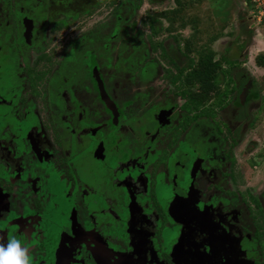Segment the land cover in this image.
I'll return each mask as SVG.
<instances>
[{
  "label": "flooded vegetation",
  "instance_id": "obj_1",
  "mask_svg": "<svg viewBox=\"0 0 264 264\" xmlns=\"http://www.w3.org/2000/svg\"><path fill=\"white\" fill-rule=\"evenodd\" d=\"M97 1L0 0V245L29 264H264L243 48L210 44L229 67L205 93L180 0L142 21V0Z\"/></svg>",
  "mask_w": 264,
  "mask_h": 264
},
{
  "label": "rangeland",
  "instance_id": "obj_2",
  "mask_svg": "<svg viewBox=\"0 0 264 264\" xmlns=\"http://www.w3.org/2000/svg\"><path fill=\"white\" fill-rule=\"evenodd\" d=\"M97 2H99V5L103 8L104 13L108 12L109 16L117 8L110 0H98ZM172 2L173 0H164L161 3L152 4L148 0H142L140 4V14H138L141 16L140 21H142V16H144L148 10L153 11V9H151L152 5L162 7L173 5L174 2ZM180 2L181 5L184 6V38H191V43L193 42L196 48L201 47L204 51H208L207 49L211 48L210 44L216 40L214 47L217 49L216 52L221 54L224 48L223 37H227L229 32L233 34L232 37H244L242 33L248 37L250 35V31H248V25L251 23L248 17L250 15L248 11L249 7H246V10L243 5L241 6V0H180ZM111 20L112 17H110L109 21ZM241 21L245 24L242 29L240 27ZM197 23H199L200 27ZM255 26L259 27L264 34L263 25L256 24ZM225 28L226 30H224ZM252 31H254L253 28ZM222 38L223 40L221 41ZM257 48L260 49V47ZM249 49L250 47L246 49L244 46L243 58L240 62L245 63V67L248 71H251L250 73L253 75L252 79L258 83L259 90L262 92L261 100H259L262 101L264 100V73L259 74L255 72L256 66L258 67V65L255 63V59H249L251 57V51ZM261 52L262 51L257 50L256 54L253 52V55L256 56ZM128 60L130 63H133L134 58ZM191 79H196V77H186L185 81L190 84ZM261 109H263L264 114V105H260L259 110ZM263 165L264 164L260 162L258 168L262 169L264 167Z\"/></svg>",
  "mask_w": 264,
  "mask_h": 264
},
{
  "label": "trees",
  "instance_id": "obj_3",
  "mask_svg": "<svg viewBox=\"0 0 264 264\" xmlns=\"http://www.w3.org/2000/svg\"><path fill=\"white\" fill-rule=\"evenodd\" d=\"M190 41L191 40H189L187 43V48L189 50L191 45V43H189ZM207 50L208 51L206 52H203L204 50L199 52V58L195 65H193L194 61L192 59H189L187 65L189 68L193 67L198 70V75L201 78V90H204L205 93L209 90H214L217 87L219 80H221L220 75H218L219 72L223 76H225V73L226 71H228V68H225L224 64L226 63V66H228L229 64V61L225 58L213 61L214 53L210 49ZM255 63L259 66H264V53L257 54V56L255 57Z\"/></svg>",
  "mask_w": 264,
  "mask_h": 264
},
{
  "label": "crops",
  "instance_id": "obj_4",
  "mask_svg": "<svg viewBox=\"0 0 264 264\" xmlns=\"http://www.w3.org/2000/svg\"><path fill=\"white\" fill-rule=\"evenodd\" d=\"M248 2H249V0H241L240 4H241V6L243 5V7H245V9L247 10L246 7H248ZM252 23L253 22L251 21V23L248 25V30L250 31L249 37L245 36L244 33H242L244 35V37H242V36L241 37H232L231 36L232 38H236L235 42L237 44L241 45L242 48H244V46L246 49H248L250 47V49H249L251 51V57L249 58L250 60L255 59V57L257 55L256 56L253 55V52H255L254 54H256L257 50L262 51L261 54L264 53V34L259 27L255 26L256 24L252 25ZM244 25L245 24L243 22L240 24L241 29H242V27H244ZM252 28L254 29V31H252ZM224 30H226V28ZM224 38H226V37H224ZM222 40H223V38L221 39V41ZM257 47H260V49ZM255 72H257L259 74L264 73V66H259V65H258V67L256 66Z\"/></svg>",
  "mask_w": 264,
  "mask_h": 264
},
{
  "label": "clouds",
  "instance_id": "obj_5",
  "mask_svg": "<svg viewBox=\"0 0 264 264\" xmlns=\"http://www.w3.org/2000/svg\"><path fill=\"white\" fill-rule=\"evenodd\" d=\"M26 251L27 249H21V241L10 239L6 249L4 245H0V264H29Z\"/></svg>",
  "mask_w": 264,
  "mask_h": 264
},
{
  "label": "built area",
  "instance_id": "obj_6",
  "mask_svg": "<svg viewBox=\"0 0 264 264\" xmlns=\"http://www.w3.org/2000/svg\"><path fill=\"white\" fill-rule=\"evenodd\" d=\"M248 7L249 19L253 22L252 25L259 24L264 26V0H250Z\"/></svg>",
  "mask_w": 264,
  "mask_h": 264
}]
</instances>
